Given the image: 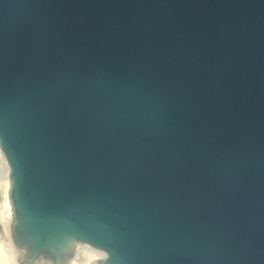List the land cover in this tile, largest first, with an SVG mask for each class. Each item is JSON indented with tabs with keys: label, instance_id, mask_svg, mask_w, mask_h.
Returning a JSON list of instances; mask_svg holds the SVG:
<instances>
[{
	"label": "water",
	"instance_id": "obj_1",
	"mask_svg": "<svg viewBox=\"0 0 264 264\" xmlns=\"http://www.w3.org/2000/svg\"><path fill=\"white\" fill-rule=\"evenodd\" d=\"M0 145L24 260L264 264V0H0Z\"/></svg>",
	"mask_w": 264,
	"mask_h": 264
},
{
	"label": "bare ground",
	"instance_id": "obj_2",
	"mask_svg": "<svg viewBox=\"0 0 264 264\" xmlns=\"http://www.w3.org/2000/svg\"><path fill=\"white\" fill-rule=\"evenodd\" d=\"M13 181L11 166L5 151L0 145V221L4 225L5 238L0 233V264H46L51 260L50 252H40L33 261L24 260L31 252L29 245L19 242L16 235V214L12 202ZM1 232V230H0ZM18 240V242H17ZM66 249L64 262L61 264H103L105 252L91 244L77 241ZM22 245V246H19ZM66 247L61 249V254ZM60 264V263H59Z\"/></svg>",
	"mask_w": 264,
	"mask_h": 264
},
{
	"label": "rangeland",
	"instance_id": "obj_3",
	"mask_svg": "<svg viewBox=\"0 0 264 264\" xmlns=\"http://www.w3.org/2000/svg\"><path fill=\"white\" fill-rule=\"evenodd\" d=\"M0 230H1V236L3 237V238H5L6 236H5V234H3L4 233V225H3V222H1L0 221ZM6 239V238H5Z\"/></svg>",
	"mask_w": 264,
	"mask_h": 264
}]
</instances>
